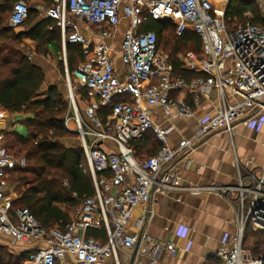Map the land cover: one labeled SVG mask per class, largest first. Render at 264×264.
<instances>
[{
    "label": "built area",
    "instance_id": "built-area-1",
    "mask_svg": "<svg viewBox=\"0 0 264 264\" xmlns=\"http://www.w3.org/2000/svg\"><path fill=\"white\" fill-rule=\"evenodd\" d=\"M45 15L61 28L64 48L67 43L82 48L84 59L73 72L68 69L64 50L75 112L70 119H75L78 130L69 126L67 118L65 125L79 136L84 153L79 166L92 177L94 193L72 214L64 230L41 227L29 209L14 208L9 178L26 162L7 150L0 131V232L11 236L13 243L29 242L33 249L24 262L104 264L112 257L120 264L118 251L135 246L152 262L162 252L175 256L181 248L142 230L143 219L135 226L138 231L128 232L135 209L149 213L156 194L170 190L222 194L235 190L237 229L222 241L215 257L218 264H264V257L255 256L254 246L245 243L249 227L264 231V171L239 176L234 186L212 182L206 187L179 186L173 173L174 161L208 135L230 132L248 114L264 112V27L250 21V12L247 21L228 27L225 10L219 12L211 0H53ZM28 17L27 2L19 0L9 25L20 27ZM147 17L174 21L177 36L188 31L198 34L201 54L181 55L184 69L195 73L194 77H174L170 55L159 48L157 34L141 30ZM122 19L128 20V27L116 48ZM214 93L218 98L214 113L197 122L192 138L172 147L169 135L174 120L195 117V107L200 108ZM76 94L86 104L84 118ZM102 107L111 108L106 119L99 116ZM156 109L162 111L169 126L161 122ZM149 131L161 147L156 154L139 159L132 141ZM88 229L104 231L106 240L87 236Z\"/></svg>",
    "mask_w": 264,
    "mask_h": 264
},
{
    "label": "trees",
    "instance_id": "trees-1",
    "mask_svg": "<svg viewBox=\"0 0 264 264\" xmlns=\"http://www.w3.org/2000/svg\"><path fill=\"white\" fill-rule=\"evenodd\" d=\"M18 1L0 0V110L5 113L33 114L24 120L28 130L26 135L14 130L4 132L7 150L17 159L23 158L26 162L25 167H18L11 173V177L15 176V183L24 187L13 205L14 208L29 209L43 228L64 230L72 221V214L86 198L93 195V180L79 166L84 153L80 145L74 142L77 134L65 126L62 114L68 110V104L64 95L58 87L52 86L47 90L45 98H39L45 73L30 58V49L24 42L25 38L31 39L35 43V54L47 56L50 54L49 43L56 42L58 47H62L61 28L51 18L38 20L37 12L25 0L29 6V17L20 26L23 30L17 31L6 22ZM258 5L254 0H230L225 10L227 26L232 28L235 21H247L246 13L250 12V21L264 27L262 10ZM171 22L147 17L141 30L157 34L159 48L170 55L174 77L189 80L196 74L184 69L181 55L187 52L200 55V37L192 31L177 36L176 26ZM165 33L172 38H167L163 43ZM66 57L68 69L73 72L84 59L82 48L67 43ZM59 67L61 73L65 74L62 60ZM110 112V107H102L98 111L103 119ZM66 140L72 144H65ZM132 145L139 159L156 154L161 147L150 131L142 139L132 141ZM86 234L103 242L106 240V233L101 230L88 229ZM254 235L260 236L256 245L249 241ZM245 243L247 247L254 246L255 256L264 257V231L256 232L249 227ZM27 258L25 254L16 257L0 245V264H21Z\"/></svg>",
    "mask_w": 264,
    "mask_h": 264
},
{
    "label": "crops",
    "instance_id": "crops-1",
    "mask_svg": "<svg viewBox=\"0 0 264 264\" xmlns=\"http://www.w3.org/2000/svg\"><path fill=\"white\" fill-rule=\"evenodd\" d=\"M219 12L226 10L229 0H211ZM263 3V0H254ZM53 0H29L30 7L37 12L38 20L46 19V9ZM263 8V5L260 4ZM222 7V8H219ZM9 24V22H8ZM128 20L122 19L118 27V34H124ZM22 31L23 27H16ZM86 32V30L84 31ZM30 44V58L41 67L45 73V82L41 96L45 98L47 90L56 86L62 92V73L55 58L60 55V48L56 42L48 44L50 54L47 56L35 54V43L25 38ZM99 40V39H98ZM36 55V56H35ZM117 65L122 68L120 62ZM65 66V60H64ZM66 73V71H65ZM216 95V94H215ZM217 96L206 100L197 109L196 115L190 119H175L170 126V145L176 146L181 140L192 138L197 129V122L207 115L214 113ZM83 101V100H82ZM84 102V101H83ZM161 122L163 113L156 109ZM21 113H5L0 110V131L23 132ZM31 117V116H29ZM21 134V133H20ZM23 135V134H21ZM5 138V135H4ZM264 171V112L255 115L248 114L238 120L233 129L217 131L208 135L194 150L179 156L173 163V173L179 186L206 187L215 182L222 186H234L239 182V176L249 173L261 174ZM11 176V175H10ZM10 182L9 191L14 199L20 196L22 186ZM238 192L229 190L226 194L203 190L180 191L170 190L163 194H156L150 204L149 213L144 214L139 207L135 209L129 233L137 230V222L143 219L142 230L147 231L162 243L174 242L181 250L175 255L161 253L156 262L138 252V246L133 249H120L117 253L120 264H215V252L222 241L236 232V207ZM182 232L184 234H182ZM11 236L0 232V245L5 246L10 254L20 257L29 255L32 246L27 241L12 242ZM21 264H28L23 262ZM104 264H115V259L107 258Z\"/></svg>",
    "mask_w": 264,
    "mask_h": 264
},
{
    "label": "rangeland",
    "instance_id": "rangeland-1",
    "mask_svg": "<svg viewBox=\"0 0 264 264\" xmlns=\"http://www.w3.org/2000/svg\"><path fill=\"white\" fill-rule=\"evenodd\" d=\"M221 1H223V0H221ZM264 1V0H263ZM28 2H29V0H28ZM255 3H257V4H259L258 6H260V4L261 5H263V10H264V2L263 3H258L257 1H255ZM30 4V3H29ZM219 8H222V7H219ZM260 8H261V10H262V7L260 6ZM8 19L9 18H7V24H8ZM245 22V20H243V21H235L232 25H236V24H241V23H244ZM171 24L172 25H175V22L174 21H172L171 22ZM128 27V25H126V28ZM165 38H163L162 39V42L163 43H165L166 42V40H167V38L170 40V38H172V36L171 35H169V34H167V33H165ZM123 38H124V34H118V37H117V39H116V42H115V46H116V48H119V46H120V43L123 41ZM24 42H25V44L27 45V47L29 48L30 47V44H28L27 42H26V40H24ZM31 48V47H30ZM29 48V49H30ZM60 48V47H59ZM66 49V47L64 48V45H63V42H62V47L60 48V55H58V57L57 58H55L54 59V61H56V64L58 65V67H59V63H60V61L62 60L63 61V63H64V59H65V56H64V50ZM66 51V50H65ZM37 55V54H36ZM35 55V56H36ZM60 69V68H59ZM62 76V93H63V95H64V98H65V100H66V102H67V104H68V110L66 111V113L65 114H62V117L64 118V120H65V123H66V118L67 119H69V126L71 127V128H74V129H76V130H78V128H77V123H76V121H75V119H73L74 118V116H75V112H74V110H73V108L71 107V100H70V97H69V91H68V86H67V78H66V73L65 74H62L61 75ZM212 96H216L215 95V93L214 94H212V95H210V99H212ZM76 100H77V106H78V110H79V113H80V116L82 117V118H84V116H85V107H86V104L82 101V99H81V97L78 95V94H76ZM205 101L206 100H209V98L207 97V98H205L204 99ZM204 101V102H205ZM210 101V100H209ZM212 101H218V98L216 97V100H212ZM215 102V103H216ZM197 109H199V107H195V110L197 111ZM20 116H21V118H24V119H21V124L22 125H24V120L26 119V118H28L29 116H33V114L32 113H21L20 114ZM70 117H73V118H71L70 119ZM66 126V125H65ZM21 128H23V132H20L21 134H23V135H26L27 133H28V130H27V128H26V126L24 125V126H21ZM19 132V131H18ZM77 134V133H76ZM4 140H7V137L6 138H4ZM6 142V141H5ZM74 142H76V143H78L79 144V136H78V134H77V137H75V139H74ZM64 143L65 144H67V145H70V144H72V142L71 141H68V140H66V141H64ZM12 183L13 185H17L16 183H15V176L13 177H11L10 176V178H9V183ZM17 188H19L18 187V185H17ZM22 190H24V187L22 186V188H21V190L20 191H22ZM75 213V212H74ZM258 237H260L259 235H254L253 237L251 236V238L249 239V241H251V242H253L252 244H254V245H256V241L258 240ZM255 248H256V246H255Z\"/></svg>",
    "mask_w": 264,
    "mask_h": 264
},
{
    "label": "water",
    "instance_id": "water-1",
    "mask_svg": "<svg viewBox=\"0 0 264 264\" xmlns=\"http://www.w3.org/2000/svg\"><path fill=\"white\" fill-rule=\"evenodd\" d=\"M230 1V0H229ZM257 110V109H256Z\"/></svg>",
    "mask_w": 264,
    "mask_h": 264
},
{
    "label": "bare ground",
    "instance_id": "bare-ground-1",
    "mask_svg": "<svg viewBox=\"0 0 264 264\" xmlns=\"http://www.w3.org/2000/svg\"><path fill=\"white\" fill-rule=\"evenodd\" d=\"M223 12V11H222Z\"/></svg>",
    "mask_w": 264,
    "mask_h": 264
}]
</instances>
